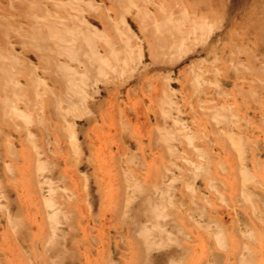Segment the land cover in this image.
Returning a JSON list of instances; mask_svg holds the SVG:
<instances>
[{
    "label": "bare ground",
    "instance_id": "6f19581e",
    "mask_svg": "<svg viewBox=\"0 0 264 264\" xmlns=\"http://www.w3.org/2000/svg\"><path fill=\"white\" fill-rule=\"evenodd\" d=\"M5 1L6 3L3 4L2 0H0V162L3 167L0 171L3 174L7 173V169L9 168L7 162L9 160L18 162L22 154V157L26 158V161L23 160L22 162L26 165L25 170H28L25 171V174H29L28 178L30 180L35 181L39 179L41 182L38 189L34 187V183L31 185L33 191L36 192V197L39 196L42 218H28L29 221L27 219L24 221V219L16 217L19 221L16 220L15 222L11 216L14 225L17 226L16 230H19L20 235H24L23 246H20L18 243L15 250L20 252L18 255H21L22 257L20 256V258L24 259L30 256V254L24 257L25 254L19 248L21 247L24 251L27 249L32 251L40 243V247L43 245L42 248L44 247L43 249H45L44 252H52V264H73L75 263L74 253H79L80 250L79 231L81 230L85 234L82 238L88 240L90 238L88 234L91 233L92 229L88 228V224L85 227L81 224V220L83 219L82 211H76L73 208V205L80 199L79 196L84 191L69 188L67 175L62 170H59V160L55 158L57 155L54 150L58 148V143L52 144L50 142L51 135H56L58 139H64L67 142H75L77 140L78 147L81 146L78 136H76L72 125L68 121L75 116L82 117L86 114L84 108L86 101L96 105L97 101L104 99L105 95L110 91L109 88L111 87L113 79L121 75L124 76V79H120L117 82V88L119 89L125 87V85H129L131 82L135 83L136 80L143 82V88L141 89H145V86H148V82L155 89L157 85L162 83L160 81L158 82L155 78L156 73L158 71L161 73V70L168 67L169 64L173 67L179 65L180 61L186 57L188 44L196 40L195 35L198 33H201V36L206 34L212 24L213 26H217L215 19L217 20L220 14H216L217 11L212 14L213 23L211 25L204 24L201 21V17L195 15L194 10L201 9L200 7L202 5L206 6L205 3L207 0H188L189 4L194 7V9L192 7L191 12V6L187 10L182 0H104L106 3L115 5V8H113L114 12L112 11V13L109 10L102 9L103 3L100 0ZM92 3L95 4V7L91 11H83L84 6ZM73 8H75V15L72 13ZM76 10H79V12ZM126 15L128 16L126 17ZM254 15L256 16L252 20H249L247 24V26L254 25L258 31V36L253 41V44H255L254 47H248L242 44V46L236 47L238 51L243 49L244 54H248V60L245 61V59L238 55L230 56V54H227L228 57L225 55V57L219 58V61L228 62L229 60L230 63L234 64L232 66L228 62V65L232 67H229L231 71L228 73L225 72L226 77L231 76L237 79L239 73L248 77H250L248 74L251 73L264 76V61H259L253 55L258 50V43L264 45V14ZM108 30L110 33H108ZM106 34L107 37L101 39ZM230 36L232 37V35ZM245 36L247 35L244 34L243 37ZM229 42L232 43L231 41ZM252 51L253 53L251 54ZM28 52L30 55L32 54V60L26 56ZM157 66L161 67V69H158ZM155 70L156 72H153ZM152 72L153 74H151ZM193 73H191L192 76H194ZM189 74L190 71L187 76L192 77ZM200 74L212 76L211 71H202ZM160 75L157 74L159 77ZM165 76L167 78L168 75ZM245 78L243 81L250 82V79L246 80ZM179 80L174 78L173 83H181ZM187 80H191L189 82H191L190 86L192 89L194 86H197L195 84L196 79H194L195 81L190 78ZM214 82H212L214 86H218L220 83L219 81ZM259 82L257 83L259 84ZM86 83L89 86L87 88H85ZM184 83H182V86ZM255 83L251 80L250 85L255 86L257 90V84ZM167 85L168 83H166ZM206 86L212 88L210 83H206ZM241 86H244V84H241ZM253 87L248 88L249 90L243 87L238 88L242 92V95L245 94L246 96L252 94L254 91L256 93ZM167 91L166 93L169 92ZM259 91H261L260 87L257 93ZM89 92H92L93 95ZM171 92H173L171 97L175 98L174 91L172 90ZM166 93H163V95L165 96ZM153 97L159 100L158 95ZM167 98L164 99L163 97L162 99L167 101L170 97ZM170 101L172 104L173 99L167 102L170 103ZM204 101H206L208 109L212 111L213 126H215V122L220 123L222 121V124L230 129V124L235 123V117H231L227 108L229 105L226 106L220 102L218 97L212 99L207 98ZM160 104L165 105L163 100ZM159 105L158 110H161L163 106H160L159 109ZM170 105L167 106L170 108ZM154 107L152 109L153 111ZM219 107L220 110L217 111ZM164 109H167L166 105ZM168 111L171 110L169 109ZM180 111L177 110L174 114L175 110H173L172 114L168 112V115L170 114L171 117L175 118L180 114ZM165 112H162L164 116ZM100 115L102 118L104 117L102 111ZM156 116L158 117L159 115L157 114ZM161 116L160 118H163L162 120L167 118L165 117L164 119L163 115ZM133 117L134 115L129 114L126 119L123 118L125 121L122 122V116L118 113L114 119L115 122L120 124L122 136V142H118L120 150L119 154H117L125 157L127 159L125 161L137 157L138 154L131 140L125 141L130 136L128 125ZM174 118L172 119L174 120ZM165 125L161 126L165 128ZM185 130L188 131L186 128ZM169 131H171L170 128H168L167 132ZM158 132L160 134L159 130ZM23 133L25 137L22 139ZM186 133L183 134L182 131V135L186 136ZM159 134L155 132V138L157 137L159 139ZM125 135H127V138H125ZM4 136L9 138V140L3 139ZM132 136L133 134L129 138ZM177 137H179L178 134ZM185 139L189 142V139L186 137ZM204 141L210 143V138ZM185 144L187 146L184 145V148L182 147L183 150L191 147L189 143ZM17 145H23L20 153H18ZM231 145H228V148ZM245 145L247 144H242V146ZM192 147L190 151L193 150ZM167 150L169 151V149ZM167 150L165 152L162 151V154L166 153L165 155H171ZM187 150L188 152H185L191 154L189 153V149ZM179 151L181 152V150ZM82 155L83 153H81L78 159L79 167L84 165ZM173 155V162H169L172 166H178L177 162L183 160L179 159V154L176 151ZM115 157L114 155V161H116ZM93 159L89 156L87 158V165H96V159ZM116 159H120V156L116 157ZM185 162H187V158L186 161H183V164ZM257 163L259 164V162H256V165ZM139 166L132 168V172H130L131 170L129 171V168L128 171L130 173L118 166L119 169H115L118 177L113 192L112 190L110 192L108 191V184H104L105 180L98 181L97 186L92 189L91 198L93 200H96L97 194L100 195L101 191L105 192L104 198H102V200L105 199L102 201V205H104L103 220L105 222L112 221L113 219L119 221L118 219L122 218V213L124 211L127 212L125 208L127 206L132 207V212L129 217L126 218L125 216L126 220L113 228L115 234L111 235L110 229H107L105 232L107 238L106 248L109 247L111 251L114 248H118L122 251V255L117 261L111 260L113 256L115 259V254L112 253V257H109V255L107 257L109 249H105L104 254L106 257L103 256L101 264H180L179 261H175L179 259L178 257H180V261L184 260L181 264H187L184 255H187L190 251L193 252L196 245H198H195L196 240L193 239V236L199 233L198 236H204L205 239L203 237V241L207 243L208 238L210 239L211 237L208 234V229L215 236L214 244L216 246L223 248L225 245H228L225 238L227 234L231 235L230 231H228V227L218 223V218L213 214V210L207 207V197L201 194V192L199 193L198 190L196 191L195 188L194 190L197 193L193 189L188 190L186 188V182L190 178L196 179L202 176L206 186L210 187L214 191L213 193L217 194L216 196L219 198L224 197L225 192L220 190L219 184L216 181L210 180L212 176L209 173L210 170L204 168L206 165H201L204 171L199 174H197L194 166H190L189 169L187 168V172L185 171L186 180L183 178L184 181L181 182L180 186L176 182H180L178 178L184 173H181L177 177L175 173L172 175V173L164 171L165 168H156L152 175L148 174L142 177L137 174V171L140 169ZM111 170L113 171V168ZM77 174L74 172L70 177L77 179L82 175L79 174L77 176ZM110 175L107 176L108 180L112 178H110ZM249 179L250 182L248 181V183L253 184L252 187L255 191V196L251 195L250 197L248 195L250 199L252 196L255 199V205H257L256 208L258 211L260 209L264 212V185L255 176L250 175ZM1 183L0 180V185ZM111 185L113 186V183ZM236 186L238 187V184ZM1 188L4 190V185ZM177 188L179 189L177 190ZM178 193L180 194V198L176 197ZM85 195L87 196V194ZM245 196L242 192L241 195H238L239 199L245 201V205L247 206L246 201L248 205L249 202L244 199ZM175 199L179 200L176 201ZM184 203L187 206L189 205V208L187 209L188 211L181 212V206ZM66 204L68 205L67 210L64 208ZM110 208L112 210H109ZM248 208L250 207L248 206L245 209ZM184 210L186 209L184 208ZM85 212L86 218L93 216L95 219L96 216L94 215L96 214L87 210ZM193 213L197 215L194 218L195 221H191V218L187 217ZM232 215L234 216L233 213ZM250 215L248 214V216ZM76 217L80 218L77 219ZM251 217L253 218V216ZM6 218L9 217L4 218L5 222L7 220ZM11 221H7V223H11ZM33 222L37 224V232L32 237L30 234H33ZM231 223L235 226L237 223L236 219L234 222L233 218ZM194 224H206L205 232H201L203 230L200 231ZM190 225L192 226L190 227ZM192 227H196V229ZM194 232H196L195 235ZM234 232L237 233V231ZM234 232H232L233 235L231 237L236 235ZM117 234H120V238H116ZM124 234L126 237L123 236ZM198 240L200 239L198 238ZM239 240L235 251H233V263L257 264L255 256L247 251L250 250L249 247L243 244V241ZM46 241L51 242L50 245L47 243L48 247L44 246V242ZM203 241H199L201 245L204 243ZM205 243L204 245L208 246ZM70 251L72 252L69 253ZM107 251L108 253L106 254ZM40 254L42 253L40 252ZM12 255L18 257L15 256L17 252L12 253ZM47 255L49 256V253ZM47 255L44 253L43 257L46 258ZM84 255L85 261L81 262L78 259L76 264H93L90 260V254L85 252ZM105 258L107 259L105 260ZM26 260H22L23 262L25 261L23 264L27 263ZM124 260L126 261L125 263H123ZM196 263L198 264V262Z\"/></svg>",
    "mask_w": 264,
    "mask_h": 264
},
{
    "label": "rangeland",
    "instance_id": "374dc122",
    "mask_svg": "<svg viewBox=\"0 0 264 264\" xmlns=\"http://www.w3.org/2000/svg\"><path fill=\"white\" fill-rule=\"evenodd\" d=\"M100 2L103 3L102 9L106 11L109 10L111 13L112 11L114 12L113 8H115V5L106 3L104 0H100ZM2 3L5 4L6 1L2 0ZM182 3L187 10H189L191 6V12L193 6L189 4L188 0H182ZM205 5L206 6L202 5L200 7L201 9L194 10L195 15L201 17V21L204 22V24L211 25V23H213L212 14L217 11L216 14H220L217 17L218 19H215L217 26H213L212 24V30L211 28L208 29V33L206 32V34L202 36L201 33L195 35L196 40L187 46L186 57H184L186 59H182L185 63L180 59V66L177 65L174 66V68L171 66V64H169L168 67H165L161 70V73L158 71L156 75L154 74L158 82H162L161 84L158 83L160 85H157L154 89L151 83L148 82V86H145V89H141L143 88V82L136 80V82L134 81L135 83L131 82L129 85H125V87L119 89L117 88V82L120 79H124V76L121 75L123 76L122 78L121 76L114 78L112 82L113 85L111 84V87L109 88L110 91H108V94L105 95L104 99L97 101L96 105L86 101V104L84 105L86 114L82 117L75 116L68 121V123L72 125L74 133H76V136L79 138V142L81 143V146H79L80 148L78 147L79 144L77 145V140L75 142H67L64 139H58L56 135H51L50 142L52 144L58 143V148L54 150L58 158H55L59 160V170H62L64 174L67 175L69 188L74 190L76 189L77 191H84L81 193V196H79L80 199H78L73 205V208L76 209V211H82L83 219L81 220V224L84 227L86 224H88V228L92 229L91 233L88 234L90 238L85 240L82 238L85 236V234H83L81 230L79 231L78 228L80 250L79 253H74L75 263L73 264H76L78 259L81 262H84L85 252L90 254V260L93 264H101L103 256L106 257L104 254L106 251L105 249H109V247L106 248L107 238L105 232L107 229H110L111 235L115 234L113 228L119 224H122V222H124L132 212V207L127 206V208H125V210L127 209V212L124 211L122 213V218L118 219L119 221L112 218V221L105 222V220H103L104 205H102V201L105 200H102V198H104L105 192L101 191L100 195L97 194L96 200H93V198H91L92 189L97 186L98 181L105 180L104 184H108V191L110 192L112 190L113 192L115 190V183L117 182L118 177L115 169H119V167H121L130 173L132 172V168L138 167L139 165L140 169L137 171V174L142 177L144 175L147 176L148 174L152 175L156 168H165L164 171L172 173V175L175 173L177 177L181 173H184L180 176H182L181 178H184L185 180V171L187 172V168L189 169L190 166L195 167L197 174L202 173L204 168H207L210 170L209 173L212 176V179L210 178V180L216 181L219 184L220 190L225 192L223 198L216 196L217 194L213 193L214 191H212L210 187L206 186L202 176H199L196 179L190 178L191 180L189 179L186 182V188H188V190H194L195 188L196 191L198 190L199 193L201 192V194L207 197V207H210L213 210V214L217 216L219 224L221 223L222 226L228 227V231H230L231 235H233L232 232L237 231V233L234 232V234H236L235 236L231 237V235H226L225 240L228 245H225L223 248L214 244L215 236L211 230L208 229V234H210L211 237L210 239L208 238L207 243L203 241L204 236L199 237V233L195 235L196 232H194L195 236L192 238L196 240V243L194 242L195 245H198H196L193 252L190 251L187 253V255L185 254L186 256L184 255V259H186L187 264H195L196 262H198V264H234L233 251L236 249L239 237V241H243L244 243H242L249 247L250 250L247 251L255 256L257 264H264V212H262L260 209L258 211L253 196L250 199L251 195H254L255 191L252 187L253 184L248 183V181L250 182L249 176L251 175L255 176L256 179L261 180L264 185V76L251 73L248 74L250 75V77H248L239 73L237 79H235V77L232 78L231 76H229L231 77L229 78L226 77L225 72L228 73L231 71L229 67L234 66V64L230 63L229 60L228 62L232 64V66L228 65L229 63L227 61H219V58H223V56L225 57L227 54H230V56L238 55L239 57L245 59V61L248 60V54H244L242 51L243 49L238 51V48L236 47H240L242 45L254 47L255 44H253V41L256 40L258 31L255 29L256 27L254 25L247 26V24L249 20H252V18L256 16L254 14H264V0H207ZM94 7L95 4L92 3L90 5L84 6L83 11L89 12ZM74 12L75 8L72 9L73 14ZM77 12H79V10ZM127 16L128 15H126V17ZM132 28L134 29V27ZM108 33H110L109 30ZM244 34L247 36L243 37ZM230 35H232V37ZM106 37L107 34L103 35L101 39H105ZM263 46V44L258 43V50L254 52L255 54H253L259 61H264ZM252 53L253 51L251 54ZM26 56L28 59L32 60V54L30 55L28 52ZM226 57H228V55ZM157 68L161 69L159 66H157ZM189 71V75L194 72V76H187ZM202 71H211L212 76H205V74L201 75L200 72ZM153 72H156V70ZM153 72L151 74H153ZM157 74H165L168 76L167 78H165V75H160L159 77ZM244 77H246V80L250 79V82L251 80L253 83L256 82L255 84H257V90L260 87L261 91L257 93L255 86L253 87L252 84L250 85V82L248 81H243ZM172 78L178 80L180 79L179 81L181 83H173ZM189 78L193 79V81L196 79L197 81H195V84L198 87L194 86L192 89L190 86L191 82H189L191 80H187ZM212 80L215 82L219 81V85L214 86L212 83L214 81ZM184 81L186 82L184 83ZM165 82L168 83L167 86ZM257 82H259V84ZM182 83H184L183 86ZM206 83H210L212 88L206 86ZM241 84H244V86H241ZM87 87L89 86L86 83L85 88ZM238 87H243L244 89H250L253 87V90H256V93L254 91L252 94L246 95V97L245 94L242 95V92ZM162 89L163 91H161ZM184 89H186V91H184ZM165 90H168L169 92L167 91L168 93H166ZM172 90L174 91L175 98L171 97L173 94V92H171ZM163 93H166L167 96L170 95V98H168L169 100L173 99L172 104L171 101L168 103L169 100H167L168 102L164 100L167 98V96H164ZM90 94L93 95L92 92ZM156 95H158L159 100H156L153 97ZM161 95L164 97V99H162L163 97ZM117 97H119V99H117ZM216 97H218L220 102L226 106L229 105L227 108L231 114V117H235V123L233 122L230 124V129L226 128V126L222 124V121L220 123L215 122V126L212 124V111L208 109V105H206V101L204 100L207 98L212 99ZM162 100L167 109H164L165 105L160 104L162 103ZM158 105L159 109L160 106H163V108L158 110ZM167 105H170V108ZM153 107L154 111L152 110ZM163 109L164 111H162ZM169 109L171 110L168 111L170 114H172L173 110H175L174 114L177 112V110L183 111H180L181 116H179V114L174 118L171 117L170 114L168 115L167 110ZM219 110L220 107L217 111ZM101 111L103 112V118L100 115ZM161 111L163 113L166 111L167 114L165 112L164 116ZM118 113L122 116V122L125 121L124 119L127 118V115H134L132 118L133 121L130 120L128 125L129 134L130 136L133 134V136L131 138L128 136L127 138V135H125V138H127L125 141L130 139L138 154L136 153L137 157L128 159L129 161H125L127 160L125 157L118 155L120 150V145L118 142H122L120 124L114 120ZM182 113L184 114L182 115ZM157 114L159 115L158 117L156 116ZM161 115H163L164 119L165 117L167 118L162 120L163 118H160ZM172 118H174V120ZM161 125H165V128H163ZM168 128H170L171 131L167 132ZM178 128L183 131V134L188 132L186 133V136L182 135V131H180ZM185 128L188 129V131L185 130ZM158 130L160 131V134ZM155 132L159 134V139L157 137L155 138ZM7 134L10 135L8 132ZM177 134L179 137H177ZM24 137L25 134L23 133L22 139ZM185 137L189 139V142H187ZM208 138H210V143L204 141H207ZM3 139L9 140V138L5 136ZM185 143H189L191 147L193 145V152L190 151L191 147H185L189 149V153L191 154L186 153L188 152L187 149L183 150L184 145H186ZM244 143L247 145L242 146ZM230 144L232 145L228 148V145ZM163 146H165V148H163ZM22 148L23 145H17V149L19 150L18 153H20ZM166 148L169 149V151ZM194 149L196 150L194 151ZM166 150L171 155H165L166 153L162 154V151L165 152ZM174 150L179 154V159L186 161L187 158V162L184 163L186 166L183 164V161H178V166H172V164H170L169 161L173 162L172 157L174 156ZM179 150H181V152ZM81 153H83L82 162L84 165L79 167L80 165L78 163V159ZM116 154L120 156V159H116V157H118ZM187 154L188 156H186ZM114 155L116 156L115 160L117 162L113 160ZM89 156L91 159L94 158L93 160L96 159V165H87V158ZM18 160L20 162H16L15 160H9V162H7L9 164L7 173L3 174L0 171V180L2 182L0 185V264H23L25 261L23 262L22 260L24 259H27L26 262L29 264L30 262L31 264H52V252H44L45 249H43L44 247L42 248L43 245L40 247V243L36 247L38 250L35 248L32 251L28 249H25L26 251H24L20 247V251L25 254V256L22 254L24 257L30 254V256L24 259H21V255H18L20 252L15 250L18 243L20 246H23L24 235H20L19 230H16L17 226L14 225L13 219L16 222V220H18L17 218L24 219V221H26V219L29 221L28 218H42V209L41 203L39 202V196L36 197V192L33 191L31 185L34 183V187L38 189L41 185V182L39 179H36L35 181L30 180L28 178L29 174H25V171L28 170H25L26 165H24L22 161H26V158L22 157V154ZM256 162H259V164L257 163L256 165ZM186 163L189 165L188 167ZM197 165L199 166L197 167ZM201 165H206L207 167L205 166L203 168ZM2 168V163L0 162V170H2ZM112 168L113 171L111 170ZM200 168L201 170H199ZM128 169L131 171L129 172ZM108 171H110V173H108ZM74 172L78 173L77 176L82 174L80 176L81 178H71L70 176L73 175ZM109 174H111V180L107 179ZM180 176L178 178V181L180 182H176L178 186H180L181 182L184 181V179L182 180ZM111 183H113V186ZM237 184L238 187L236 186ZM2 185H4V190L1 188ZM178 189L179 188H177V190ZM241 192L244 194V196L246 195L244 199L248 200L249 205L247 201L246 206L245 201L239 199L238 195H241ZM85 194H87V196ZM176 197L180 198V194L178 193ZM175 200L177 201L179 199ZM241 206L242 208L244 206L245 207L242 209ZM248 206L250 208L245 209ZM64 208L67 210L68 205L66 204ZM184 208L186 210H184ZM188 208L189 205L187 206L184 203V205L181 206L180 211L186 212L188 211ZM86 210L96 214L94 215L96 216L95 219L93 216L86 218ZM109 210H112V208ZM248 214L253 215L248 216ZM194 215L195 213L188 215L187 217L191 218V221H195L194 218H196L197 215ZM251 216H253V218ZM5 217H9L6 218V222L4 219ZM76 218L79 219L80 217ZM233 218L234 222L235 219L237 222L235 226L231 223ZM7 221H11V223L8 222V224ZM32 225L33 234H30V236L33 237L34 233L37 232V224L33 222ZM194 225L197 226L200 231L203 230L201 232H205L206 224ZM191 226L192 225H190V227ZM194 229H196V227ZM237 234H239V236H237ZM123 236L126 237L125 234ZM116 238H120V234H117ZM198 238L200 240H198ZM199 241H203L208 246L204 245V243L201 245ZM47 243H49V245L51 244V242L46 241L44 242L45 247H48ZM108 251L106 252V254L108 253L107 257L108 255L109 257H112L113 254H115L116 260L114 259V256L113 259L111 258V260L114 261H117V259H119V257L122 255V251L118 248H114L113 251L109 249ZM16 252L17 255L15 256H18L19 258L12 255V253ZM40 252L42 254H40ZM71 252L72 251L69 253ZM44 253L45 255L49 253V256L47 255L46 258L43 257ZM125 257L128 258L127 256ZM178 258L180 259V257ZM106 259L107 258H105V260ZM179 259L175 261H179L181 264L184 260L180 261ZM105 260L103 259V261ZM125 262L126 261L124 260L123 263Z\"/></svg>",
    "mask_w": 264,
    "mask_h": 264
}]
</instances>
